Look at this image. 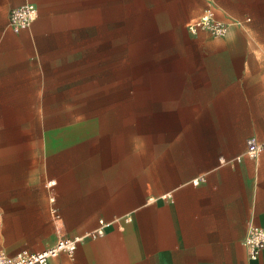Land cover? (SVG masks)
Listing matches in <instances>:
<instances>
[{
  "label": "crops",
  "instance_id": "0c3cea01",
  "mask_svg": "<svg viewBox=\"0 0 264 264\" xmlns=\"http://www.w3.org/2000/svg\"><path fill=\"white\" fill-rule=\"evenodd\" d=\"M26 4L37 18L15 32ZM51 5L0 0V251L84 237L53 264H264L243 246L264 226V153L245 155L264 141V0H153L170 31L163 79L154 69L147 117L131 124L145 128L113 133L61 117L49 69L71 27ZM208 11L232 23L226 37L187 32Z\"/></svg>",
  "mask_w": 264,
  "mask_h": 264
},
{
  "label": "rangeland",
  "instance_id": "374dc122",
  "mask_svg": "<svg viewBox=\"0 0 264 264\" xmlns=\"http://www.w3.org/2000/svg\"><path fill=\"white\" fill-rule=\"evenodd\" d=\"M51 1L47 8L71 27L49 69L61 117L75 113L78 129L88 120L110 133L139 127L131 124L147 117L153 70L158 85L170 37L166 23L153 20V0H107L106 6L102 0L101 7L100 0Z\"/></svg>",
  "mask_w": 264,
  "mask_h": 264
},
{
  "label": "built area",
  "instance_id": "2783aa9c",
  "mask_svg": "<svg viewBox=\"0 0 264 264\" xmlns=\"http://www.w3.org/2000/svg\"><path fill=\"white\" fill-rule=\"evenodd\" d=\"M37 15L38 10L34 5H23L10 12L9 26L13 31L19 32L24 28H29L36 20ZM231 27L232 23L218 18L209 11L205 12L200 18L188 22L186 25L187 31L192 35L207 32L217 38L226 37ZM261 153H264V141H259L257 138L248 139L245 155L255 159ZM241 160L242 156L234 159L235 162H241ZM222 162L225 163L226 161L222 160ZM106 226V222L100 221L99 229L89 236L102 237ZM84 239V237L60 238L54 245L40 253L20 252L15 256H9L5 252L0 251V264H53V259L63 253L73 258L79 244ZM243 246L250 259L259 258L264 251V226H251L243 241Z\"/></svg>",
  "mask_w": 264,
  "mask_h": 264
}]
</instances>
